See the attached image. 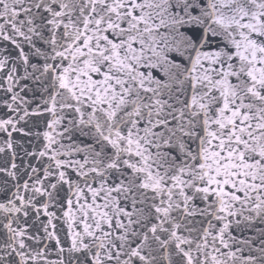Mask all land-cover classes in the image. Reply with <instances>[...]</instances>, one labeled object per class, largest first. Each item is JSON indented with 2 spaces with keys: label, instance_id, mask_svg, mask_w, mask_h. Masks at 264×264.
Instances as JSON below:
<instances>
[{
  "label": "snow or ice",
  "instance_id": "1",
  "mask_svg": "<svg viewBox=\"0 0 264 264\" xmlns=\"http://www.w3.org/2000/svg\"><path fill=\"white\" fill-rule=\"evenodd\" d=\"M0 264H264V0H0Z\"/></svg>",
  "mask_w": 264,
  "mask_h": 264
}]
</instances>
